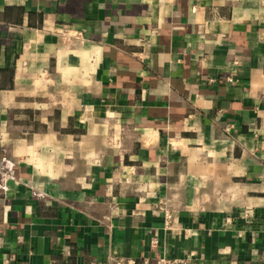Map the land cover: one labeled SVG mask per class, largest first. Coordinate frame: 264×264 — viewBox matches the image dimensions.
Wrapping results in <instances>:
<instances>
[{"label":"crops","instance_id":"obj_1","mask_svg":"<svg viewBox=\"0 0 264 264\" xmlns=\"http://www.w3.org/2000/svg\"><path fill=\"white\" fill-rule=\"evenodd\" d=\"M162 257L264 264V0H0V264Z\"/></svg>","mask_w":264,"mask_h":264},{"label":"built area","instance_id":"obj_2","mask_svg":"<svg viewBox=\"0 0 264 264\" xmlns=\"http://www.w3.org/2000/svg\"><path fill=\"white\" fill-rule=\"evenodd\" d=\"M228 83H232L233 79L229 78L227 79ZM168 220L171 219V216L169 215ZM121 264H190V262L185 258H168V257H162L160 259H157L154 262L151 261H137V260H125Z\"/></svg>","mask_w":264,"mask_h":264}]
</instances>
